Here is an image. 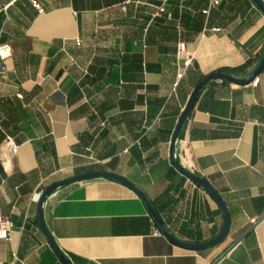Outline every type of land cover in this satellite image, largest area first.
I'll return each instance as SVG.
<instances>
[{
    "label": "crops",
    "instance_id": "obj_1",
    "mask_svg": "<svg viewBox=\"0 0 264 264\" xmlns=\"http://www.w3.org/2000/svg\"><path fill=\"white\" fill-rule=\"evenodd\" d=\"M33 1L0 0V212L13 224L0 264H61L38 227L37 195L93 171L134 184L180 241L217 236L222 214L170 165V142L205 76L243 79L258 65L264 15L250 0ZM179 41L193 60L175 86ZM257 79L205 86L177 144L181 164L225 203L221 243L190 251L153 236L136 194L98 178L42 206L69 262L264 264V72Z\"/></svg>",
    "mask_w": 264,
    "mask_h": 264
},
{
    "label": "water",
    "instance_id": "obj_2",
    "mask_svg": "<svg viewBox=\"0 0 264 264\" xmlns=\"http://www.w3.org/2000/svg\"><path fill=\"white\" fill-rule=\"evenodd\" d=\"M251 3L255 6V8L264 15V2L262 0H250ZM264 72V56H262L260 62L255 67V69L251 72V74L247 78H236L231 75L222 73V72H214L205 76L194 88L191 96L188 99V102L184 109L182 110L179 119L176 123L174 132L172 134L171 142H170V165L177 171L181 176L185 177L188 181L194 184L196 187L201 189L205 194H207L218 206L221 214H222V228L221 231L218 233L217 236L212 238L211 240L200 243V244H190L177 239L173 234H171L165 225L162 223L161 219L159 218L157 212L155 211L154 207L151 205V202L148 200L147 196L139 190L134 184L129 182L123 176L118 174L110 173V172H87L80 175H75L70 178L64 179L62 181L52 183L48 185L39 195L38 197V227L40 231L46 237L49 247L54 252L55 256L59 260L61 264H71L67 257L59 250L57 247L53 237L48 232L44 219H43V211L42 206L45 203L46 199L51 196L55 191L65 186L80 183L83 181L91 180V179H106L114 181L127 189L131 190L136 196L146 205L154 223L158 227V230L161 234L165 236V238L174 244L175 246L190 250V251H202L209 248L216 246L217 244L221 243L225 237L228 235L229 227H230V218L225 206L224 201L222 200L221 196L209 185V183L202 177L194 174L193 172L186 169L179 160V154L177 152V144L179 142V137L182 131V128L187 121L190 112L194 106L195 101L199 97L201 91L204 89L205 86L212 82H225L232 85L237 86H245L251 85L257 77Z\"/></svg>",
    "mask_w": 264,
    "mask_h": 264
},
{
    "label": "built area",
    "instance_id": "obj_3",
    "mask_svg": "<svg viewBox=\"0 0 264 264\" xmlns=\"http://www.w3.org/2000/svg\"><path fill=\"white\" fill-rule=\"evenodd\" d=\"M35 6L37 5L35 1L30 0ZM217 2H214V5H216ZM164 12V8L162 6L157 8V11L155 13V16H158L159 14ZM203 13H207V11H204ZM175 55H176V59H177V72H176V80H175V86L178 84V82L183 78L185 71L191 66L192 64V55L187 51L186 45L184 42L179 41L176 44V50H175ZM0 56L1 58H6L8 56V52L7 50H5L4 47H0ZM258 79H256L252 85H257ZM11 152L12 153H16V148L12 147L11 148ZM41 194V192L37 195L39 197V195ZM13 229V224L10 221L9 218H7L6 216H4L1 212H0V240L1 241H8L10 234L12 232ZM153 236L155 237H161L162 234L160 233V231L158 229H155L153 231Z\"/></svg>",
    "mask_w": 264,
    "mask_h": 264
}]
</instances>
